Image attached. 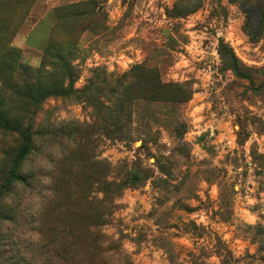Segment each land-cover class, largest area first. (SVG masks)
<instances>
[{"label":"rangeland","instance_id":"rangeland-1","mask_svg":"<svg viewBox=\"0 0 264 264\" xmlns=\"http://www.w3.org/2000/svg\"><path fill=\"white\" fill-rule=\"evenodd\" d=\"M50 38L72 91L29 102ZM140 64L173 86L114 80ZM0 104L40 133L9 191L0 127V264H264V0H0Z\"/></svg>","mask_w":264,"mask_h":264},{"label":"trees","instance_id":"trees-1","mask_svg":"<svg viewBox=\"0 0 264 264\" xmlns=\"http://www.w3.org/2000/svg\"><path fill=\"white\" fill-rule=\"evenodd\" d=\"M246 1L241 2V7L244 9ZM246 18H248L247 12ZM248 20L244 24V30L247 35L255 39L254 32L250 29L248 25ZM219 54L222 60L227 64V66L232 70V72L238 77H246V73L241 69L236 56L234 55L232 49L224 44L220 43L218 48ZM67 54V53H66ZM66 54L63 53L61 47H59L53 39L50 38L48 43L45 45L42 53V60L49 59L48 63L50 66L54 67L57 72V76L48 77L47 81L43 78H37L36 81H26L21 85V87H17L16 90L21 93L20 97L27 99L29 102L33 103H41L44 98L48 96H66L71 93L70 87H64L60 80H75L76 78V69L68 62ZM159 70L156 67H149L144 65L135 66L132 71L129 73H125L123 75L118 76L114 80H117L119 84V80H143L142 86L149 85L148 89L149 94L154 99L155 97H159L161 93L167 91L173 85L163 82L160 79ZM143 74V77H141ZM63 77V78H62ZM136 83V82H133ZM137 87H138V83ZM119 97L116 98L118 100ZM158 99V98H157ZM1 105V104H0ZM0 127L4 130H8L10 132H15L19 136V147L15 154L12 156L10 161V166L8 168L7 174L5 176L4 182L1 184L4 189L11 191L17 184H21L26 187H31L32 184V175L30 173H23V163L32 155L34 147L33 135H39V131L33 130V124L31 121H27L25 124L21 123L19 120L11 119L6 111L4 110V106H0ZM120 130V129H118ZM120 133V132H119ZM121 134V133H120ZM15 219V209L12 207H8L3 202V196L0 195V221H10L13 222ZM45 223H43L44 226ZM46 226V224H45ZM59 230V229H58ZM54 233V230H52ZM70 228L66 230V234H69ZM49 244L50 251L56 253V251L61 252L57 248V243L54 239H52ZM70 264H79L78 262L71 260ZM83 264V263H81ZM98 264H108L105 260H100Z\"/></svg>","mask_w":264,"mask_h":264}]
</instances>
